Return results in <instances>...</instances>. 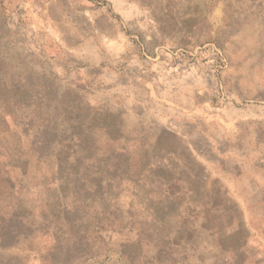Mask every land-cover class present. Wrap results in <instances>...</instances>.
I'll use <instances>...</instances> for the list:
<instances>
[{
    "label": "rangeland",
    "instance_id": "1",
    "mask_svg": "<svg viewBox=\"0 0 264 264\" xmlns=\"http://www.w3.org/2000/svg\"><path fill=\"white\" fill-rule=\"evenodd\" d=\"M0 264H264V0H0Z\"/></svg>",
    "mask_w": 264,
    "mask_h": 264
}]
</instances>
